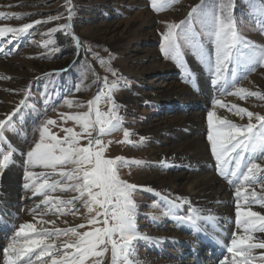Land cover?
I'll use <instances>...</instances> for the list:
<instances>
[{"label":"rangeland","instance_id":"obj_1","mask_svg":"<svg viewBox=\"0 0 264 264\" xmlns=\"http://www.w3.org/2000/svg\"><path fill=\"white\" fill-rule=\"evenodd\" d=\"M218 2L219 0H170L167 8L157 12L151 7V0H70V4L69 0H0V12L9 14L8 18L0 19V26L19 28L24 24H33L32 28L18 33L15 38H0V120H5L6 114H11L3 137L4 142L10 143L14 149L11 162L6 167H0V215L11 221L8 232L0 231V234H4L0 237L1 264L4 258L2 249L10 242L18 226L25 222L37 223L38 220V217L34 218L31 209L40 204L42 197L34 196L31 188L24 187V184L29 182L25 179L26 171L42 174L33 177L37 184L42 183L45 177L49 183L78 182L65 181L64 177L58 174L59 169L26 165L25 154L38 141L40 125L49 119L56 120V125L49 127L60 137L65 135L61 127H72L76 132L82 133L80 143L86 146L87 133L83 132L78 123L65 121L63 117L65 114L89 111L88 102L99 92L108 91V86L104 83L105 77L109 85L118 82L119 86L111 93V101L102 97L98 105L92 107L98 106L102 113H108L114 102L122 121L118 130L100 137L105 142H111L107 147L106 156L127 158L128 166L119 169L120 179L153 190L147 191L138 187L132 193L137 206V232L146 237L133 241V259L138 261V264H197L195 262L199 259L194 257L189 249L194 250L192 246L197 242L200 245L206 243L199 242L205 232L201 231L204 229L202 226L211 221L220 225V222L228 219L215 215L207 218L209 215L205 216L200 212V218L195 224L177 221L174 215H187L190 209H196L194 205L191 208L190 204L174 209V215L163 214L168 210V201L164 197L176 198L174 190L182 188L194 174L192 167L181 164L183 159L178 155L181 147L175 150L177 144L185 139L182 138V132L186 131L183 129L192 115L190 110L183 108L180 103L172 101L174 104L170 106L157 98L166 88L170 90L166 83L173 81L182 88L190 89L194 98L202 100L200 102H203V105L201 103L196 111L197 116L191 119L193 124L187 129L191 131L193 127H199L196 120L200 116L197 121L203 128V142L208 143L207 151L212 166L210 170L228 187L234 199L233 212L228 216L234 217L235 186L239 185L229 183V180L220 174L221 165L212 153L211 142L208 140V134L212 131L208 124V113H215L213 124L217 126V130L223 129L219 124V120L223 118L236 125L248 123L247 115H237V109L232 108V105L264 115V100L258 97L223 95L224 89L220 84H213L216 79L214 69L210 68L197 50L189 46L184 36L179 38L183 54L181 62L170 58L162 50L163 34L168 31L169 24L186 20L189 12L197 5L203 4L207 11L216 7ZM230 2V11L240 35L256 45L264 46V31L261 30V23L264 21L253 14L250 0ZM69 7L72 10L70 20ZM256 7H259L258 3ZM52 17L61 18L51 19ZM36 21L40 23H35ZM192 23L195 30L201 33L199 41L203 45L204 54L211 55L214 63L213 40L202 33L199 19H194ZM65 24H70L69 30L61 29L60 26ZM52 29L57 31L52 32ZM66 31L69 34H66ZM77 40L80 42L79 46ZM98 57L106 62L104 66L100 64ZM228 67L225 75L231 80L232 71L235 70L237 87L264 94V67L257 66L250 72L246 71L244 64L237 66L233 62ZM109 68L112 71H109ZM217 99H220L222 104H215ZM22 100L23 104L20 103ZM69 100L73 102L71 106L67 103ZM253 123H256L255 119ZM98 127L97 125L96 130H92L93 139L98 136ZM125 130L131 133L128 137L130 143L124 142ZM5 151L6 149L0 146V159ZM245 156L247 159L248 154ZM133 161H138L139 164ZM257 162L264 166V159H258ZM73 167L69 164L64 170H71ZM224 170L230 171L227 166ZM255 187L258 194H264V188L259 185ZM49 194L64 200L79 196V193L74 191H60L59 187ZM251 207L253 211L264 214V207L260 204H252ZM43 208L44 205H41V209ZM75 208L79 210L76 215L71 212L66 215L51 212L44 219L56 220L55 226L59 228L86 224L85 228L78 229L81 232L92 227H103L102 224L87 225L89 216H94L96 211H102L98 206L95 211L88 213L83 207V202L77 200ZM217 210L227 212L228 208L219 207ZM233 224L230 222V230L233 229ZM42 227L52 226L37 223L38 230ZM237 228L239 227L236 225L235 231ZM207 230L215 231L212 227ZM253 235H258L256 239H264L261 237L264 233L256 232ZM184 239H187L188 245L183 244ZM226 249H222L225 255L219 256L217 264H222L225 256L231 259V254ZM261 251L264 250L255 249L254 253ZM213 253V250L206 249L200 252L199 262L212 264L218 256ZM97 259L90 257L86 264H96ZM37 264H50V260L45 257L43 262L37 261ZM102 264H112L110 250L102 258ZM256 264H259V261Z\"/></svg>","mask_w":264,"mask_h":264},{"label":"snow or ice","instance_id":"obj_2","mask_svg":"<svg viewBox=\"0 0 264 264\" xmlns=\"http://www.w3.org/2000/svg\"><path fill=\"white\" fill-rule=\"evenodd\" d=\"M169 3L170 0H151V7L159 12L167 8ZM250 3L253 6V14L264 21V0H250ZM230 9V0L227 2L219 0L216 7L207 11L203 4L192 8L186 20L168 25V31L163 34L162 50L170 58L181 62L183 54L179 38L184 36L189 46L197 50L210 68L214 69L216 79L213 80V84H220L224 89L223 95H237L241 98L255 96L264 100V94L236 86L238 80L235 70L232 71L231 80L225 75L229 70L228 66L233 62L237 66L244 64L248 72L254 71L257 66L264 67V46L256 45L240 35ZM71 12L69 7V20ZM8 15L0 12V19L8 18ZM11 15L16 16V14ZM60 18L52 17L51 19ZM194 19H199L202 33L212 39L215 44L214 63L211 55H205L203 52V45L199 41L201 33L195 30L192 23ZM32 27L33 24H24L19 28L0 26V38L9 36L15 38L18 33H24ZM60 27L63 30H69L71 26L65 24ZM261 30L264 31V23H261ZM51 31L55 32L57 29ZM66 34L69 33L66 31ZM79 44L77 40V45ZM44 46L47 47V44ZM98 59L102 66L106 64L102 58L98 57ZM108 70L112 71L110 68ZM112 74L116 75L115 72ZM104 83L108 86L107 93L99 92L92 101H89V111L65 114L63 117L65 121L72 120L78 123L83 132L87 133L86 146L80 143L82 133L76 132L72 127H61L65 135L60 137L49 127L56 125V120L49 119L40 125L38 141L25 154L26 165L59 169L58 174L64 177L65 181L78 182L49 183L48 178L45 177L42 183L37 184L33 177L42 174L26 171L25 179L29 182L25 183L24 187L31 188L34 196L42 197L40 204L31 209L34 218L38 217L37 223L52 227H42L38 230L37 223L20 224L10 242L2 249L6 264H37V261L43 262L45 257L49 258L50 264H86L90 257L98 258L96 264H102V258L109 250L112 255V264H138V261L133 259V241L146 239V237L140 236L137 232V206L132 193L138 187H143L147 191L153 190L146 186L129 184L120 179L119 169L128 166L127 158L106 156L107 147L111 142H105L100 137L118 130L122 121L114 102L108 113H102L98 106L92 107L98 105L102 97L111 101V93L119 86L118 82L109 85L107 77L104 78ZM20 103L23 104L24 101ZM67 103L71 106L73 102L69 100ZM214 103L222 104V101L217 99ZM232 108L237 109V115H247L246 125H236L223 118L219 120L223 129L217 130V126L213 124L215 113H208V124L212 129L208 134V140L211 142L212 153L221 165L220 174L228 179L229 183L239 185L235 186V224L241 231L232 234L226 249L231 254V259L225 256L222 264H256L257 261L259 264H264V251L254 253L255 249L264 250V239H256L253 235L256 232L264 233V214L253 211L251 207L252 204H260L264 207V194H258L255 187L259 185L264 188V166L257 162L258 159H264V115L238 108L236 105H232ZM10 119L11 114H6V119L0 120V146L6 149L0 159V167H6L11 162L14 151L10 143L4 142L3 137L5 125ZM253 119L256 123H253ZM97 125L99 126L98 136L93 139L92 130H96ZM130 135L129 131H124V142L130 143L128 140ZM133 162L139 164L138 161ZM69 164L74 167L71 170H64ZM225 166L230 171L225 172ZM58 187L60 191H74L79 193V196L64 200L49 194L56 191ZM164 199L168 201V210L163 213L166 216L174 215L173 210L179 208L181 204L190 203L181 197H164ZM77 200L83 202V207L88 213L95 211L97 206L102 210L96 211L94 216H89L87 225L102 224L103 227H92L88 231L81 232L78 229L85 228L86 224L59 228L55 226L56 220L44 219L51 212L58 215L71 212L76 215L79 211L75 208ZM41 205H44L43 209ZM153 207H159V205H153ZM174 218L180 222L195 224L200 217L197 210L192 208L187 215H174ZM61 237L66 239L62 240Z\"/></svg>","mask_w":264,"mask_h":264},{"label":"bare ground","instance_id":"obj_3","mask_svg":"<svg viewBox=\"0 0 264 264\" xmlns=\"http://www.w3.org/2000/svg\"><path fill=\"white\" fill-rule=\"evenodd\" d=\"M166 86L169 87L170 90L166 88L165 91H162V95H160L157 99L163 103L169 104L170 106L174 104L172 101L180 103L183 108H188L190 110L189 113L192 115L187 120L183 129L186 131L182 132V138L185 139L180 144L175 142L177 144L175 150H177L178 147H181L180 150H178V155L181 157V159H183L181 164L192 167L194 174L182 188L174 190V193L177 195V197H181L189 201L191 208L192 205L196 206L197 212L199 211L198 214L202 212L205 216L209 215L207 218H212V215H215L216 217L225 216L228 221H219L221 224L218 225L219 227L217 230L220 229L222 231L216 232L220 238L218 240L219 242L215 243V246L218 249L224 245L228 246L230 244V238L232 234L234 232L241 231L240 228H237L236 231L234 229L236 226L234 215L228 216L233 212L232 208L234 205L232 202L234 199L232 198V195L230 194L226 184L214 171L210 170V167L212 166H210L211 160L207 151L208 143L203 142L201 135L203 128H201L202 126H200V123L197 121L200 116H198L196 120V124L199 127H193L191 131L187 129L193 124L194 121H191V119L197 116L196 111L200 108L201 103L203 105V102H200L202 100L199 98H194V94L190 89L182 88V86L176 82L169 81L166 83ZM204 105L207 104L204 103ZM185 154H187V156L184 157ZM189 204L181 205L183 207H187ZM225 206L228 208L227 212L224 210H217L219 207L223 209ZM212 209H215V211ZM230 222L234 223L233 229L231 230L230 227L232 224L230 226ZM208 224L214 225L215 223L211 221L208 222ZM5 226V219H0V227L4 230H7ZM257 236L258 235H255L254 237ZM261 237L264 236L262 235ZM196 251L200 252L203 251V249L199 247ZM2 264H6L4 258L2 260Z\"/></svg>","mask_w":264,"mask_h":264}]
</instances>
